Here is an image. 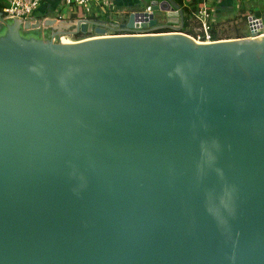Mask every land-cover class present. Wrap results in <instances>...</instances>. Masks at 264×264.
Returning <instances> with one entry per match:
<instances>
[{"label":"water","instance_id":"water-1","mask_svg":"<svg viewBox=\"0 0 264 264\" xmlns=\"http://www.w3.org/2000/svg\"><path fill=\"white\" fill-rule=\"evenodd\" d=\"M139 1L5 20L0 264H264V35L198 43Z\"/></svg>","mask_w":264,"mask_h":264},{"label":"built area","instance_id":"built-area-1","mask_svg":"<svg viewBox=\"0 0 264 264\" xmlns=\"http://www.w3.org/2000/svg\"><path fill=\"white\" fill-rule=\"evenodd\" d=\"M46 0H2L0 17L6 20L21 19L23 21H33L36 19L42 4ZM209 0H203L196 8L190 9L188 16L189 29L192 31L191 37L200 43H209L212 40L213 25L216 23V13L210 6ZM111 0H57L56 15L58 19L64 18L68 12L81 9L85 15L102 17L109 13ZM144 11L151 13L149 4ZM177 13V12H175ZM248 36L252 32L264 35V20L261 16L249 15L247 19ZM137 32V31H134Z\"/></svg>","mask_w":264,"mask_h":264},{"label":"rangeland","instance_id":"rangeland-1","mask_svg":"<svg viewBox=\"0 0 264 264\" xmlns=\"http://www.w3.org/2000/svg\"><path fill=\"white\" fill-rule=\"evenodd\" d=\"M209 1H210L209 2L210 6L213 7L216 13L215 22L217 24L215 25L214 30H215V33L218 39H235V38L248 37V28H247V22L245 19L247 15L249 16V15L257 14V15H260L264 20V0H232L231 2L232 4L230 6L225 7V9L223 7V2H221L222 0H209ZM223 9L225 11H223ZM216 10H220V14H217ZM155 16L158 17L160 20H162V17L159 12L155 13ZM46 18L47 19H58L56 13L52 12V13H49L47 17H44V15L43 16L37 15L35 20H40L42 23L41 24L42 26L43 21ZM64 18H66V16H64ZM7 22L11 23V21H7ZM55 26L58 27L57 25ZM43 29L30 31L27 33H22V36L26 38L33 37V36L36 37V36H40L42 31H44L45 35H47L49 33L48 30L50 29H44V30ZM186 31H189V30H186ZM182 32L185 33L184 31ZM108 34L109 35L117 34V32L111 31ZM85 37L86 35H81L80 38H76L75 36H72L69 39H71L72 41H75V40H79ZM64 38L66 39L68 37H64Z\"/></svg>","mask_w":264,"mask_h":264},{"label":"crops","instance_id":"crops-1","mask_svg":"<svg viewBox=\"0 0 264 264\" xmlns=\"http://www.w3.org/2000/svg\"><path fill=\"white\" fill-rule=\"evenodd\" d=\"M223 7L230 6L232 3V0H222ZM112 10H110L109 13L105 14L104 16L100 17L101 19H106V21L114 22V23H121L123 22L128 13L132 11H140L144 10L147 4L142 3L139 0H111V3L109 4ZM183 6L189 7L188 1H183ZM2 7V0H0V8ZM223 9V11H225ZM57 11V0H46L39 11L37 15L47 17L49 13ZM217 14H220V10H216ZM162 19L165 18V16L160 13ZM260 16V15H258ZM158 18V17H157ZM5 24V20L0 17V33L3 31V27ZM3 28V29H2ZM2 29V30H1Z\"/></svg>","mask_w":264,"mask_h":264},{"label":"trees","instance_id":"trees-1","mask_svg":"<svg viewBox=\"0 0 264 264\" xmlns=\"http://www.w3.org/2000/svg\"><path fill=\"white\" fill-rule=\"evenodd\" d=\"M183 1L184 0H175V2L180 5V7L183 9V12H184V27H183L182 31H184L185 33H187L189 35H192V31L189 29V20H188V16H189L190 11H191L190 9L196 8L197 5L200 4L203 0H187L188 1V4H189V7L183 6ZM254 15L255 16H258L257 14H254ZM66 18L67 19H70V20H73V19H82V18L101 19L99 16H95L94 14L89 15V16L88 15H85L81 9H77L76 11L68 12L67 15H66ZM245 19H246V22H247L248 15L245 17ZM103 20H106V19H103ZM216 24L217 23H215L213 25V27H215ZM186 30H189V31H186ZM212 34H213L212 35V40H218L214 28H213ZM81 35L82 34L79 33L75 37L76 38H80Z\"/></svg>","mask_w":264,"mask_h":264},{"label":"bare ground","instance_id":"bare-ground-1","mask_svg":"<svg viewBox=\"0 0 264 264\" xmlns=\"http://www.w3.org/2000/svg\"><path fill=\"white\" fill-rule=\"evenodd\" d=\"M261 36H262V35H261ZM61 41H62L63 43H66V44H67V43H72V42H73L71 39H69V38H66V39H65L64 37L61 38ZM198 43H200V42H198Z\"/></svg>","mask_w":264,"mask_h":264}]
</instances>
